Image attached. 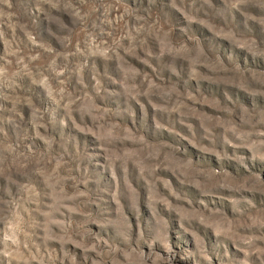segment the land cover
<instances>
[{"label": "rangeland", "instance_id": "obj_1", "mask_svg": "<svg viewBox=\"0 0 264 264\" xmlns=\"http://www.w3.org/2000/svg\"><path fill=\"white\" fill-rule=\"evenodd\" d=\"M0 264H264V0H0Z\"/></svg>", "mask_w": 264, "mask_h": 264}]
</instances>
